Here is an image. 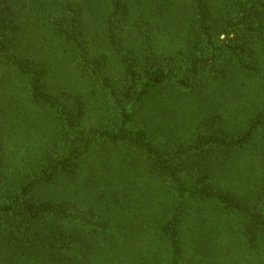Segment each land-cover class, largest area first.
Here are the masks:
<instances>
[{"label": "trees", "instance_id": "obj_1", "mask_svg": "<svg viewBox=\"0 0 264 264\" xmlns=\"http://www.w3.org/2000/svg\"><path fill=\"white\" fill-rule=\"evenodd\" d=\"M0 264H264V0H0Z\"/></svg>", "mask_w": 264, "mask_h": 264}, {"label": "rangeland", "instance_id": "obj_2", "mask_svg": "<svg viewBox=\"0 0 264 264\" xmlns=\"http://www.w3.org/2000/svg\"><path fill=\"white\" fill-rule=\"evenodd\" d=\"M90 118H92V116H90Z\"/></svg>", "mask_w": 264, "mask_h": 264}]
</instances>
